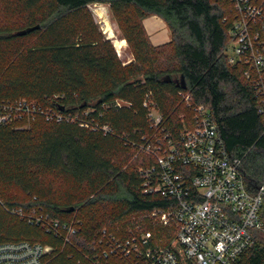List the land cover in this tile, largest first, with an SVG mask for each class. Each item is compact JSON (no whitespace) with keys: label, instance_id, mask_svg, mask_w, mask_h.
I'll return each mask as SVG.
<instances>
[{"label":"trees","instance_id":"trees-1","mask_svg":"<svg viewBox=\"0 0 264 264\" xmlns=\"http://www.w3.org/2000/svg\"><path fill=\"white\" fill-rule=\"evenodd\" d=\"M91 2L109 3L133 61L124 64L100 32L87 8ZM0 5V98L47 104L57 95L58 106L72 112L92 108L88 118L111 128L43 117L25 128L0 124V242L38 241L55 250L61 245L7 207L38 206L61 219L78 209L83 224L77 235L84 246L103 226L164 203L141 192L138 167L152 163L153 156L139 152L131 159L148 129L142 105L148 91L169 121L189 114L179 103L180 89L207 104L226 149L241 157L247 186L253 190L264 183V118L243 67L229 64L224 53L231 0H0ZM148 15L168 25L166 45L150 42L142 25ZM116 99L126 104L116 105ZM260 233L237 264H264ZM65 251L50 264H78Z\"/></svg>","mask_w":264,"mask_h":264},{"label":"built area","instance_id":"built-area-1","mask_svg":"<svg viewBox=\"0 0 264 264\" xmlns=\"http://www.w3.org/2000/svg\"><path fill=\"white\" fill-rule=\"evenodd\" d=\"M231 2L230 41L224 53L229 64L243 67L264 118V0ZM177 96L189 114L169 121L153 93H145L148 129L136 143L135 155L144 152L154 158L138 167L141 192L162 197V205L103 226L84 246L77 235L83 224L78 209L61 219L38 206L7 207L44 228L61 245L55 250L38 241L0 242V264H50L66 248L78 264H237L255 241V232L264 231V183L253 190L247 186L241 157L226 149L208 105L195 102L186 89L178 90ZM57 103V95L48 97L47 104L25 97L0 98V124L25 128L43 117L111 131L109 125L88 118L92 108L72 112ZM115 104L126 101L116 99Z\"/></svg>","mask_w":264,"mask_h":264},{"label":"rangeland","instance_id":"rangeland-1","mask_svg":"<svg viewBox=\"0 0 264 264\" xmlns=\"http://www.w3.org/2000/svg\"><path fill=\"white\" fill-rule=\"evenodd\" d=\"M98 6H103L106 9L107 13V18L103 16V14L100 13L98 10ZM87 8L90 11L95 23L98 26V29L100 32L103 34L105 38L110 40L119 55L120 59L123 61L124 64H127L131 61L134 60V57L131 53V50L129 49L127 42L126 46L122 48L120 53L116 49L114 42L112 39V36L108 33V30L111 29L112 31H115V35L124 38L122 36V32L117 24V21L115 20L112 11L110 9L109 3L108 2H91L87 4ZM0 19L1 21L3 20V14H2V8L0 5ZM105 20V21H104ZM107 21V22H106ZM142 25L146 31V34L150 40V42L154 45H166L167 42L171 38V32L166 24V22L158 15H148L142 19ZM107 29V30H106ZM109 34V35H108ZM137 151V150H136ZM136 151L133 154L132 158L133 159L136 155ZM262 206H264V203H262ZM262 211H264V207H262ZM259 239L264 240V231H262L259 234Z\"/></svg>","mask_w":264,"mask_h":264},{"label":"bare ground","instance_id":"bare-ground-1","mask_svg":"<svg viewBox=\"0 0 264 264\" xmlns=\"http://www.w3.org/2000/svg\"><path fill=\"white\" fill-rule=\"evenodd\" d=\"M97 8L100 11V13L103 14L104 17L107 18V13H106L107 11H106L105 7L98 6ZM114 32L115 31H112L111 29L108 30V33L112 36V39L111 40H113L116 49L120 53V51L122 50V48L126 46V39L125 38H120V37L116 36Z\"/></svg>","mask_w":264,"mask_h":264},{"label":"crops","instance_id":"crops-1","mask_svg":"<svg viewBox=\"0 0 264 264\" xmlns=\"http://www.w3.org/2000/svg\"><path fill=\"white\" fill-rule=\"evenodd\" d=\"M154 44H156V43H154Z\"/></svg>","mask_w":264,"mask_h":264}]
</instances>
